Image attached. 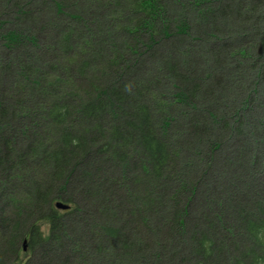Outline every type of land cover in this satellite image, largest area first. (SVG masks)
I'll use <instances>...</instances> for the list:
<instances>
[{"label": "trees", "instance_id": "trees-1", "mask_svg": "<svg viewBox=\"0 0 264 264\" xmlns=\"http://www.w3.org/2000/svg\"><path fill=\"white\" fill-rule=\"evenodd\" d=\"M50 10H66L76 24L57 22ZM236 23L252 24L250 44L231 48L215 40ZM188 33L212 44L210 68L187 48ZM261 56L264 0H0L3 73L13 78L23 65L31 74L6 93L0 80V176L28 170V182L0 184V264L78 263L72 252L52 255L63 218L53 202L70 204L67 214L80 207L65 194L68 185L87 203L84 219L93 216L109 231L101 237L113 243L112 264L121 257L127 264H264V183L253 174L257 189L245 185L229 203H212L217 216L208 207L207 220L200 209L197 216L184 209L200 190L192 181L199 185L207 174L205 161L220 145L227 116H238L251 101L247 82L246 97L223 102L233 84L238 97L244 90L222 66L238 61V69L259 66L264 74ZM193 146L201 154L190 164L183 152ZM159 180L166 181V203L156 193ZM25 240L32 255L24 261ZM36 246L48 250L33 263Z\"/></svg>", "mask_w": 264, "mask_h": 264}, {"label": "rangeland", "instance_id": "rangeland-1", "mask_svg": "<svg viewBox=\"0 0 264 264\" xmlns=\"http://www.w3.org/2000/svg\"><path fill=\"white\" fill-rule=\"evenodd\" d=\"M26 1H29V0H26ZM66 10H63L61 14L56 12V10H53L52 12L50 10V16L52 14L53 18H55V20L57 22L59 20L63 21L66 26H68V25L73 26V24H76V22L73 19L70 20L68 18V16L66 15V12H64ZM259 12H261V11H259ZM197 22H201V21H197ZM226 22L228 23V25H227L228 27H232L233 24L231 22H228V21H226ZM251 26H252V24H250V23H247L244 26H240L237 24V25H235L234 29L230 28L228 30L229 33L223 34L219 37L217 36V38L215 40L220 39L222 41H226V43L230 44L231 48L234 46H237V45H241L243 43H244V47H245L246 44H250V43H246V42L252 40L251 35L254 33V30ZM190 29H193V31H194L195 28L190 26ZM230 31H232V34ZM193 33H188L189 36L187 38H188V41L190 42V44L187 48L190 49L191 54L196 53L198 55V58H200V60H202L204 62V65L202 66V68H205V67L210 68L214 64L212 62L213 59H215V58L209 57V55H210L209 49L211 48L210 47L211 43L207 39L206 40L203 39L202 36H200V35L196 36ZM125 40H127V38ZM34 44L38 45V46H36L37 48H40L41 44L38 43V40L34 39L33 46H34ZM121 45L122 44H119L120 47H121ZM42 46H44V45H42ZM215 46H219V43H215ZM220 46H221V44H220ZM42 48L44 49V47H42ZM45 48H46V45H45ZM109 49H110V51H112L113 46H111ZM50 51L48 52V55L52 53ZM1 56H3V55H1ZM8 56L9 55H6L5 57H8ZM260 58H261V60H263V63H264V57L261 56ZM2 59L3 58H0V74H1L0 80L2 82L1 87H2L3 91L6 93V92H8L9 87L13 88L15 86L14 82L16 80H18L19 78H21V76L22 77H29L31 74H28V71L27 72L25 71V68L23 65H17L19 71H17L16 76H14L13 78L5 76V73H3V70L5 71L6 69H4L2 65L6 61L7 58L4 59L3 61H2ZM144 61H146V60H144ZM237 62L238 61L227 62V64L223 65L221 69H223L225 71V73L228 74V77L233 78V76H231V75H234V77L237 79V82L243 87V88L242 87L241 88H242V90H244V93H242V96L239 95V97H238L237 93H240V90H236V88H235L236 85L231 84L233 87L228 88L230 90L229 95H226V97L223 99V102L229 103V102H231V100L234 101L235 97H237V99H240V97L243 99L244 96L246 97V95H247L246 91L247 90L245 89V85L247 84V82L249 83V85H251L250 88L248 89V92L251 95V97L249 98V99H251V101H250V104H248V106H245L244 108L242 106V111H241V108H239L240 112L238 111V113H239L238 116L237 115L227 116V117H229L227 119L228 120L230 119V121L226 122L227 124H226V131H225L224 136L223 137L219 136L220 145L218 143V146H216L214 152L212 151L211 154L208 153L207 159L205 161V162H210L207 165V166H209V170H208L207 174L205 175L203 181H201V183H199V185H197L198 181H192L194 188H195L194 191L199 190V189L200 190H199V192H197V194L195 193L194 196L191 195L189 198L186 199L187 201L185 202L184 209H187V212L191 209L192 216H194V215L197 216V214L199 212L198 209H200L201 212L198 215L203 216L202 217L203 220H207V218H208V217L206 218V216L203 214L204 209H206L207 207L212 209V211H213V214H210V215L217 216L215 214V211L219 210V209L213 207L214 203L217 204V206H221L223 204L229 203L228 201L232 200V197L243 192V189H245V185L249 186L250 188L252 187L253 189H257L256 187L253 186L254 185L253 180H255V178H257L256 180H258V183H264V177L262 178V176H264V116H263V114H264V78H262L264 76V74L261 70H260V72L257 71L258 70L257 68L259 66H257L256 68H254L252 70H248V69H247L248 71L245 70L240 65L243 63L244 64L247 63V61L244 59H240V64H239L240 69H241L240 70L236 67V65H238ZM188 63L190 64V61H188ZM141 64H144V63H141ZM144 66H145V64H144ZM148 66L150 67L151 65L149 64ZM149 67L147 70H150ZM228 67H229V69H228ZM158 71L159 70L155 66L152 65L151 66V73H149V75L154 77L156 80H158L157 78H158L159 74H155V72H158ZM147 73H146V75H148ZM17 76H19V77H17ZM260 78H262V79H260ZM154 83L157 84L158 82L156 81ZM150 84H152V83H150ZM16 90H18V89L16 88ZM22 94L23 93H19V95H22ZM217 98H219V97L217 96ZM235 102L236 101H234V103ZM213 104H215V103H213ZM236 105L237 104H235V106ZM19 111L21 112V108L16 107V112L19 113ZM219 111L221 112V108H219ZM19 119H21V118L18 117V120ZM7 121H8V123H6V128L8 130H11L13 128V132H16L17 131L16 127H14L15 122H10L11 120L10 121L7 120ZM14 121H16V120H14ZM7 124L11 128H8ZM214 128L216 129V127H214ZM177 132L182 133L183 131L179 130ZM26 140L28 142L29 138ZM237 148H238V150H237ZM200 150H201L200 147L199 148L198 147L195 148V146L189 147V148H187V151L183 152V157L186 156V158L188 159V162L190 164H192L193 162L195 163V161L196 162L198 161L197 157H200V154H201ZM247 162L249 163L248 167H246ZM202 164H203V161H202ZM114 165H115V162H114ZM16 170H17V168H14V169H11V171L9 173L6 172L5 175H7L8 180L4 179V177L0 176V178H1L0 184L2 186H4L3 183L8 185V183L13 184L14 182L19 183V184H22L23 182H25V183L28 182V175L26 174V171H28V170H21L20 169L21 174H16L17 173ZM252 174H253L254 179L250 177ZM22 177H24V178H22ZM214 177H215V179H214ZM9 179H10V181H9ZM88 180L91 181L92 180L91 177ZM174 182H175V180H174ZM165 185H166V181L159 180L156 193H160L162 195V201H164L166 203V198L163 196L166 192L164 193V190L162 189V187ZM174 185H175V183H174ZM68 186L66 187V189H67L65 191L66 193L65 192L64 193L67 196H70L71 199H73V201L77 198L76 200H77V202L79 201L78 204L80 207H78L74 213L67 214L65 211L56 210V207L53 206V208L57 211L58 215L61 217L63 216V218H61V228L57 232L58 235L54 239V241H57V240L61 241L60 242L61 245L59 243L57 244L56 242L53 243L52 246H53V249H55V251L52 252V255L56 254V251L61 252V250H62L63 254L66 252L67 253L72 252V253H70L71 256L69 255L70 259L73 260V259L77 258V259H75V261H77L79 264H100L102 262H103V264L104 263L109 264V261H111L109 258L110 257L109 245L111 247L113 245V243H109V241L103 240V238L101 237L102 232L104 231L106 233L107 230L99 228V225L97 224L95 219H93V216L91 217L92 219L89 221H88V219H84V217H83L84 212H85L84 209L86 208L87 203L81 201L80 198H78L77 196L72 195V192H71L72 186L70 188ZM126 187H127V184L125 185L126 192L131 194L132 193V191H131L132 185H129L127 188ZM248 193H249L250 198L252 200H254L258 196L257 195L258 193H256L255 190L252 191L251 193L250 192H248ZM133 194H134V192H133ZM133 194H132V196L134 198H136L138 196L137 192H136V194H134V195ZM166 195H167V193L165 194V196ZM168 199H169V197H168ZM167 213H169V212H167ZM66 215H69V216H66ZM64 216H65V218H64ZM188 218H189V216H188ZM43 225H44V222L41 223V227ZM51 230H52V226L50 225L49 235L51 233L55 232L54 230H53V232H51ZM107 232H109V231H107ZM238 233L239 232L235 231V233H234L235 238L237 236H240V238H241V233H239V235H238ZM174 234L175 233H173V237L175 238L174 240H178L179 238H181V237H178L176 239L178 234H176V235H174ZM186 239H187V237L185 238V240ZM184 244H186V243H184ZM111 248L113 249L114 246H112ZM44 250L47 251L48 249L47 248H40L38 246L35 247V251H34L35 252L34 253L35 260L33 263H36L39 261V259H41L42 254L44 253ZM192 254L195 255L196 250ZM31 255H32V253H29V252L23 253L22 252L21 257L25 261ZM103 256H108L109 259L108 258L104 259ZM112 256H113V258L117 259V256L115 253H113ZM214 257H216V256H214ZM118 258H120V257H118ZM112 263L113 262L111 261V264ZM118 264H127V261H125L124 258L121 257V261H119Z\"/></svg>", "mask_w": 264, "mask_h": 264}, {"label": "water", "instance_id": "water-1", "mask_svg": "<svg viewBox=\"0 0 264 264\" xmlns=\"http://www.w3.org/2000/svg\"><path fill=\"white\" fill-rule=\"evenodd\" d=\"M55 206L57 207V208H59V209H68L69 208V206L67 205V204H65V203H63V202H61V201H58V202H56L55 203ZM26 247L24 246V249H25Z\"/></svg>", "mask_w": 264, "mask_h": 264}, {"label": "bare ground", "instance_id": "bare-ground-1", "mask_svg": "<svg viewBox=\"0 0 264 264\" xmlns=\"http://www.w3.org/2000/svg\"><path fill=\"white\" fill-rule=\"evenodd\" d=\"M24 246L27 247L26 240L23 242V248H24Z\"/></svg>", "mask_w": 264, "mask_h": 264}]
</instances>
